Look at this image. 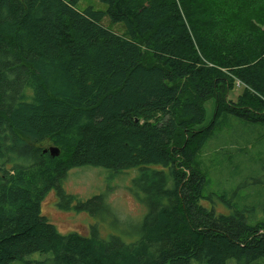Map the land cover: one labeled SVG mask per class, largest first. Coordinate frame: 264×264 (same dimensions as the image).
Returning a JSON list of instances; mask_svg holds the SVG:
<instances>
[{
  "label": "trees",
  "instance_id": "1",
  "mask_svg": "<svg viewBox=\"0 0 264 264\" xmlns=\"http://www.w3.org/2000/svg\"><path fill=\"white\" fill-rule=\"evenodd\" d=\"M98 1L103 12L0 0V264L264 261V204L256 214L204 193L195 164L222 117L264 129V0L232 27L215 0ZM87 167L137 173L129 188L142 219L106 223L104 235L98 223L85 235L49 222L41 204L51 190L59 209L111 217L105 195L60 188Z\"/></svg>",
  "mask_w": 264,
  "mask_h": 264
},
{
  "label": "rangeland",
  "instance_id": "2",
  "mask_svg": "<svg viewBox=\"0 0 264 264\" xmlns=\"http://www.w3.org/2000/svg\"><path fill=\"white\" fill-rule=\"evenodd\" d=\"M215 1L226 26L232 27L240 23L246 14L250 15L248 8L254 0ZM87 7L102 12L106 9V6L98 0H78V10ZM102 25L118 35H123L125 32L122 24H113L106 17ZM240 92V89H234L229 94V98L235 99ZM220 93H223L222 90ZM204 110L207 125L214 117L215 101L213 99L206 101ZM213 130L195 159L196 166L205 177L204 193L215 194L216 198L223 197L229 200L234 209L255 207L256 214H259L260 205L264 204L263 127H252L226 116L218 121ZM36 146L47 149L53 145L44 142ZM136 174L129 170L114 175L110 171L87 167L71 169L63 178L60 188L65 194L76 196L81 200L96 195H105L107 204L114 211L111 217L100 215L93 218L87 212L76 213L59 209L55 205L56 199L52 190L45 195L42 201L41 213L63 233L77 231L87 235L90 233L91 226L98 223V230L104 235L109 231L107 224L111 228L112 224L136 223L145 215L144 207L132 195L129 188L131 179ZM114 232L117 231L114 230ZM39 258L43 257L39 256ZM258 264H264V261Z\"/></svg>",
  "mask_w": 264,
  "mask_h": 264
},
{
  "label": "water",
  "instance_id": "3",
  "mask_svg": "<svg viewBox=\"0 0 264 264\" xmlns=\"http://www.w3.org/2000/svg\"><path fill=\"white\" fill-rule=\"evenodd\" d=\"M49 153L51 157H58L59 155V150L55 147H49L47 149L43 150V153Z\"/></svg>",
  "mask_w": 264,
  "mask_h": 264
}]
</instances>
